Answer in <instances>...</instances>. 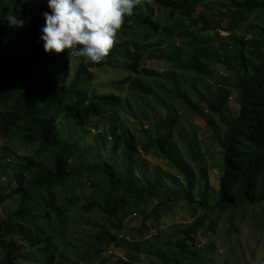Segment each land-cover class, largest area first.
Instances as JSON below:
<instances>
[{
    "label": "trees",
    "instance_id": "obj_1",
    "mask_svg": "<svg viewBox=\"0 0 264 264\" xmlns=\"http://www.w3.org/2000/svg\"><path fill=\"white\" fill-rule=\"evenodd\" d=\"M210 1L141 0L109 55L96 64L79 58L67 82L70 55L45 54L40 39L48 0H0V137L10 179L0 191V205L16 201L0 219V264H74L66 255L72 210L102 220L75 222L87 240L82 254H93V261L136 264L147 255L156 264H212L214 246L198 238L213 235L227 213L228 231H236L234 213L264 203V0H217L214 8L207 7ZM28 9L32 14L26 19ZM157 10L158 22L152 19ZM10 12L25 21L22 27L9 26ZM256 13L260 28L249 24ZM150 60L174 73L147 69ZM102 67L128 72L119 84L132 101L90 91V70ZM58 68L62 75L56 81ZM215 68L225 73L212 78ZM175 73L191 79L177 80ZM232 93L238 113L231 119L226 105ZM150 100L157 112L153 121L146 113ZM174 106L211 127L221 164L215 197L207 169L195 165L192 154L194 166L187 164L175 144L180 115ZM121 109L148 124L147 131L141 129L143 142L122 124ZM10 143L36 150L11 159ZM138 153L164 160L171 173L147 174ZM177 202L198 216L189 225H175L162 246L144 241ZM129 218H139L140 225L125 234ZM110 246L122 258L104 260Z\"/></svg>",
    "mask_w": 264,
    "mask_h": 264
},
{
    "label": "rangeland",
    "instance_id": "obj_2",
    "mask_svg": "<svg viewBox=\"0 0 264 264\" xmlns=\"http://www.w3.org/2000/svg\"><path fill=\"white\" fill-rule=\"evenodd\" d=\"M226 1V0H224ZM241 2L242 0H234ZM217 0H211L209 3H206L207 7L214 8ZM158 11L154 12L152 19L158 22ZM32 14L31 9L26 10L23 13V16L26 19H29V16ZM261 18L259 13L254 14L249 20L251 27L260 28ZM258 18V19H257ZM262 19V18H261ZM227 21L224 20L222 26L226 27ZM260 25V26H259ZM256 33H259L258 31ZM240 35H255L252 33H241ZM65 60L67 61L68 68V81L73 79L76 66L79 63V58L71 55ZM145 67L147 69L153 70L158 74L165 73H174L171 70V67L167 66L163 62L157 61H146ZM212 73V78H218L225 73L221 68L214 69ZM90 72L93 75V79L90 83V91L96 95L99 94H113L121 96L123 98H128L129 101H132V97L129 95V91L125 85L119 84L121 79L128 76V72H125L118 68L113 67H102L91 69ZM62 75L61 69H56L53 73L56 81L60 80ZM177 80H185L186 82L191 79V76L186 74L175 73ZM208 82H204L202 85H207ZM210 84H212L210 82ZM193 96L192 93L190 97ZM236 96L234 93L231 94L230 99L226 105V115L229 118H234L238 113V106L236 104ZM150 100L148 102L149 109L147 110V115L151 121L157 117V112L154 109V103ZM132 104V103H130ZM138 107V104L137 106ZM174 108L179 112V120L174 130L175 135V144L181 152L184 160L187 164H191L189 161L190 154L193 155V161L195 165L206 168L209 173V180L211 186V193L215 197V192L218 188V180L221 176L220 173V153L218 147L214 144L212 138V131L210 125L206 124L204 120L199 117L194 116L193 114L186 112L180 106H174ZM136 108L133 109L135 111ZM128 110V109H126ZM160 111V110H159ZM118 115L122 121V124L127 127L138 139L139 142H143V134L141 129L148 130L149 126L147 123L141 124L139 119H136L130 115L125 114V110L121 109L118 112ZM162 115V114H161ZM208 122L216 125V121L204 114ZM151 124V123H150ZM8 152H10L11 159L13 155L17 156H30L36 150L32 146H24L20 143H10L8 144ZM5 140L0 137V191H6L9 187V174L5 171L3 167L2 157L7 151H5ZM139 163L142 164L147 174H151L154 171H164L171 173L168 169V164L159 158L154 157L153 155L145 156L138 153ZM9 161V160H8ZM15 187L11 185V188ZM88 189L84 193H86ZM16 207V201H9L3 205H0V219L7 217ZM193 215V216H192ZM228 213L219 218L214 234H208L206 237L202 236L198 238V242L201 244L210 243L214 246L215 252L211 256L212 264H264V203H260L255 206H247L244 208L238 209L233 215L232 224L236 228V231H228ZM198 216V211H193L192 214H189L181 203L177 202L173 204L170 210V214L162 216L159 224L157 225V231L151 232L150 235L145 237L144 241H150L152 244L157 246H162L163 242L171 234V229L175 225H189L194 220V217ZM69 219V228H68V244L71 245L66 251V255L69 261L74 264H101L100 260L93 261V254L83 255L82 249L85 248L83 245H86L87 240L81 238L79 234V227L75 222L79 220H88L90 223L101 224L102 220L99 215H81L76 210H72L67 214ZM140 225L139 218H129L124 223V233H128V230H134ZM85 231L89 230L87 226L84 228ZM173 230V229H172ZM91 234L97 232L96 230H90ZM88 234V231L85 233ZM85 237V236H84ZM157 237V238H155ZM139 245L143 243L141 240H137ZM142 246V245H141ZM75 247V248H74ZM122 254L110 246L106 254L102 257L104 260L109 259L111 262H115L117 259L122 258ZM84 257V259H83ZM103 261V260H102ZM136 264H156L154 258L141 255Z\"/></svg>",
    "mask_w": 264,
    "mask_h": 264
},
{
    "label": "clouds",
    "instance_id": "obj_3",
    "mask_svg": "<svg viewBox=\"0 0 264 264\" xmlns=\"http://www.w3.org/2000/svg\"><path fill=\"white\" fill-rule=\"evenodd\" d=\"M141 0H48L41 29L45 54L67 52L84 63H100L116 43L125 19L134 14ZM10 27L25 23L11 12Z\"/></svg>",
    "mask_w": 264,
    "mask_h": 264
},
{
    "label": "built area",
    "instance_id": "obj_4",
    "mask_svg": "<svg viewBox=\"0 0 264 264\" xmlns=\"http://www.w3.org/2000/svg\"><path fill=\"white\" fill-rule=\"evenodd\" d=\"M218 34L222 37H228V33L226 32L218 31Z\"/></svg>",
    "mask_w": 264,
    "mask_h": 264
}]
</instances>
